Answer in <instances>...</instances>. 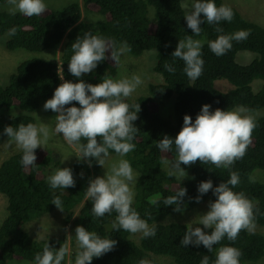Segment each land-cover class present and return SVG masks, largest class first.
Here are the masks:
<instances>
[{
	"label": "trees",
	"instance_id": "16d2710c",
	"mask_svg": "<svg viewBox=\"0 0 264 264\" xmlns=\"http://www.w3.org/2000/svg\"><path fill=\"white\" fill-rule=\"evenodd\" d=\"M214 2L217 7L225 5L221 0ZM6 3L7 0H0V37H6L5 48L9 51L46 53L61 46L63 80L59 77L56 59L34 58L21 62L10 75L8 84L0 85V141L10 139L4 134L6 127L18 128L21 123L25 126L35 124L34 114L42 103L54 96L56 88L63 82L78 83L83 79L85 83L96 85L105 77L116 79L119 63L111 59V52L106 54L108 59L81 78L69 72L70 59L74 54L72 44L88 32L114 40L117 46L126 41L131 47V51L126 53L136 58L152 53L156 61L153 71L163 78V83L149 84L147 95L125 100L130 105L141 106L138 119L134 121V126L139 129L132 141L136 147L126 155L137 172L132 207L142 219L148 221L149 226L156 227L155 237L146 238L141 234L137 242L134 239L137 233L113 228L118 215L115 211L102 218L92 213L93 203L86 197V190L93 177L100 172L94 158L91 159V166L89 158L85 157L69 167L73 171L75 187L52 189L48 181L52 175L49 168H61L60 163H53L52 152L43 147L36 149L35 165L25 168L21 164V150L0 165V193L8 202V216L0 226V264L13 260L35 263V256L38 253L42 255L45 245L59 250L64 243L68 244L65 235L53 238L47 234L38 239L32 230L27 229L33 215L39 217L57 209L52 204L55 197L60 198L63 212L67 214L65 223L71 225L74 247L71 244L70 254L62 264H66L67 259L75 264L79 251L75 239L78 226L97 233L101 238L117 241L113 251L93 258L92 264H139L142 259L158 264L157 258L163 256L170 264H200L205 255L209 256V264H214L216 251L222 246L239 249L242 253L240 264L264 262V233L242 230L235 241L225 237L209 252L203 245L182 247L181 240L187 225L174 220L176 215H188L198 211L205 203L209 205L215 202L217 197L213 191L204 194L200 203L196 202V197L200 196L198 186L201 182L211 180L215 188L227 182L230 173L235 171L239 174L240 183L233 191L243 192L257 204L259 212L255 215V225L264 227V183L254 177L256 171L264 172V115L256 117L258 126L246 155L235 161L230 169L197 161L191 166L181 164L187 177L178 178L169 175V169L161 163L163 159L174 161L177 158L175 146L170 152H162L157 147V142L165 135L175 139L183 127L184 116H191L194 122L206 104L211 105L210 111L213 112L218 108L232 111L243 106L256 113L264 108V27L245 19L231 7L234 12L231 22L208 24L205 21L197 36L187 26L182 0H82L61 10H47L33 17L5 11L3 5ZM91 13L100 17L90 18L88 15ZM201 19H204L203 15ZM218 27L223 31L217 32ZM12 28L17 29L15 35L9 34ZM240 30L248 31L250 35L243 41H232V48L225 55L217 56L208 47V43L219 35H231ZM189 35L203 43V74L195 81L190 80L184 72V62L172 57L179 40ZM240 52L253 53L252 61L247 65L239 64L237 55ZM111 60L114 65L110 64ZM165 64L173 67L175 72H168ZM256 80H262L263 84L253 89L252 84ZM218 81L227 82L231 88L218 90L215 87ZM165 104L172 105L171 118L162 112ZM72 106L80 107L78 102L66 105ZM80 143L86 144L87 141L82 139ZM111 154L116 153L110 150ZM181 188L187 189V194L183 198L181 212H177L176 205L166 206L163 201L176 195ZM153 200L156 203H152ZM197 227L206 234L213 231H207L203 225Z\"/></svg>",
	"mask_w": 264,
	"mask_h": 264
},
{
	"label": "clouds",
	"instance_id": "9594fccd",
	"mask_svg": "<svg viewBox=\"0 0 264 264\" xmlns=\"http://www.w3.org/2000/svg\"><path fill=\"white\" fill-rule=\"evenodd\" d=\"M7 3L11 14L19 12L27 17L40 16L48 8L45 0H7ZM182 7L188 8V4L185 3ZM202 15L204 19H201ZM233 17L234 12L227 4L217 7L214 0H193L191 10L184 18L188 28L199 36L202 30L201 24L205 21L208 24H219L221 21L231 22ZM16 31V28H12L9 30V34L15 35ZM216 31L222 32L223 29L218 27ZM249 35L250 33L245 30L237 31L231 35H219L217 39L208 43V47L215 55L223 56L232 48V41H243ZM202 47V41L194 40L189 35L185 39L179 40L176 50L172 53L173 58L184 62V72L193 81L203 74ZM71 48L74 54L70 59L69 72L76 78L91 73L99 63L108 59L106 54L109 52H111V59L118 64L121 55L131 51V47L126 41L117 46L114 40L93 35L91 32L86 33L82 39L78 38ZM58 65L59 77L63 80L60 59ZM164 67L170 73L175 72V69L168 64H165ZM117 77L115 80L105 77L101 83L96 85L85 83L83 79H80L78 83L65 81L56 88L54 96L42 105L44 104L45 111L51 110L59 114L55 118V132L63 134V139L67 144L78 147L80 153L78 160L89 158V166H91V159L94 158L99 164L100 172L96 177H93L86 190V197L93 203L92 213L96 217L102 218L115 211L118 215L113 223L114 229H123L132 234L142 233L146 238L155 237L156 227L149 226L148 221L142 219L139 212L132 207L135 201L137 172L133 170L126 157L136 147L132 141L139 129L134 126V121L138 119L141 106L140 104L130 105L125 100L126 98L135 100L129 97L143 81L135 75L131 79L117 80ZM72 102H78L80 107H66ZM210 109L211 105H204L194 122L191 116L185 115L183 127L175 139L165 135L162 140L157 142V147L162 152H170L173 145L175 146L177 158L174 161L167 159L161 161L163 165L171 168L169 175L184 179L187 177V172L181 167V164L191 166L197 161L202 164L211 163L216 168L230 169L235 161L246 155L247 149L252 143L253 132L258 126L256 117L259 113H254L253 110L243 106L232 111L218 108L213 112ZM36 124L35 119V124L29 123L25 126L21 123L18 128L11 126L5 128L4 134L10 137L7 140L14 141L20 150L3 159L0 165L21 150L23 152L21 164L25 168L35 165L37 159L35 150L44 148L49 139L48 127L44 124L40 126ZM82 139L87 143H80ZM110 150L116 153L111 155L125 157L120 159L118 164H113L105 177H101L102 167L105 165ZM51 174L48 181L52 189L75 187L73 171L69 167L59 168ZM134 183L132 189L131 185ZM239 183V174L232 171L230 179L218 187L213 188L211 180L199 184L200 196L196 197L197 203H200L202 196L209 191H213L217 199L215 202L209 203V211L206 214L198 215L189 224L179 219L186 215L174 217L176 222L187 225V231L181 240L182 247L203 245L209 252H212L214 245L219 244L225 237L229 241H235L242 230L254 231L256 227L255 215L259 212V208L243 192L233 191ZM186 194L187 189L181 188L176 195L165 198L163 203L166 206L176 205L175 211L181 212V205ZM151 202L156 203L155 200ZM52 204L57 209L44 215H50L55 211L61 212L65 216L64 227H66L67 214L63 212L62 201L59 197H55ZM7 207L8 202L5 207L6 217L8 216ZM44 215L39 217L33 215L32 221L42 218ZM32 221L27 225V229ZM193 225H203L207 231L209 229H213V231L211 234H206L202 228L193 227ZM75 233L79 247L75 264H92L93 258L102 257L113 251L117 245L116 240L101 238L97 233L82 226H78ZM71 236H66L68 244L64 243L59 250L51 248L49 244L45 245L42 255L38 253L35 256V263H31L62 264L65 257L70 254ZM72 248L74 249L73 244ZM241 255V251L235 247L222 246L216 251L214 264H240ZM68 263L71 264L69 259L66 261V264ZM139 264H151V262L142 259ZM200 264H209V256H203Z\"/></svg>",
	"mask_w": 264,
	"mask_h": 264
},
{
	"label": "rangeland",
	"instance_id": "374dc122",
	"mask_svg": "<svg viewBox=\"0 0 264 264\" xmlns=\"http://www.w3.org/2000/svg\"><path fill=\"white\" fill-rule=\"evenodd\" d=\"M82 2V0H45L48 8L47 10H61L68 6L73 2ZM228 6L235 8L245 19L255 22L258 25L264 27V0H222ZM187 3L188 8H184L185 14H187L191 10L192 0H183L182 5ZM5 11L9 12L8 3L3 6ZM90 18H99V14L91 13L88 15ZM6 37H0V85L6 86L10 79V75L13 74L19 64L23 61L34 59V58H44L48 60L57 61L61 56V47L57 48L54 51L46 52V53H36L29 52L26 50H17V51H9L5 48L4 41ZM59 53V54H58ZM58 54V55H57ZM254 57L253 53L250 52H240L237 55V62L239 64L247 65L249 64ZM111 65H114L113 60L110 62ZM156 61L152 53H146L139 58H133L126 53L122 54L119 62V75L117 80L128 78L131 79L134 75L139 76L143 83L138 86L135 92L129 98L137 99L140 96H145L148 94L147 86L149 84H160L163 83V79L159 74H156L153 71L155 67ZM263 84L262 80H256L253 82V89L255 87H261ZM218 90L227 91L231 88V86L225 81H218L216 84ZM260 89V88H259ZM162 107V106H161ZM169 108V109H168ZM162 112L164 115H168L169 118L172 117V105L165 104L162 107ZM260 115H264V108L258 111ZM59 115L51 110L45 111L44 104L36 113V121L37 126L44 124L49 129V139L47 144L44 146L45 149L52 152L53 155V163H60L61 169L68 168L72 166L80 155L79 149L77 146L69 145L63 139V134H57L55 132L56 116ZM10 140H5L0 142V163L3 159L8 157L9 155L15 153L20 150L15 144L14 141L9 142ZM125 157V156H124ZM124 157H120L118 155H109L105 161L104 167H102L101 177H105L106 173L110 171L111 166L113 164H118L120 159H124ZM169 171L171 168L167 166ZM51 173H55L57 170L54 167L49 168ZM135 172V171H134ZM136 173V172H135ZM254 177L260 182L264 183V172L256 171ZM137 180V178H136ZM136 182V181H135ZM132 184L131 187L133 189ZM7 200L4 195L0 194V226L4 219L6 218L7 211L5 209ZM201 208V209H200ZM198 211H192L189 215L179 217V219L191 223L196 219L198 215L206 214L209 211V205L204 204L201 206ZM175 217V216H174ZM64 214L61 212L55 211L50 215H44L42 218H36L32 221V223L28 226V230H32L34 236L38 239L45 237L47 234H50L51 237L59 238L63 235L71 236L72 229L71 225L67 224L64 227ZM198 225H193V227H197ZM200 226V225H199ZM207 229V228H205ZM251 232H260L264 233V227H255L254 231ZM142 233H137L135 236V240L138 242V237ZM158 264H170V261L165 257L157 258ZM9 264H33L31 262H20V261H11ZM70 264V263H68ZM257 264H264V262H260Z\"/></svg>",
	"mask_w": 264,
	"mask_h": 264
},
{
	"label": "bare ground",
	"instance_id": "6f19581e",
	"mask_svg": "<svg viewBox=\"0 0 264 264\" xmlns=\"http://www.w3.org/2000/svg\"><path fill=\"white\" fill-rule=\"evenodd\" d=\"M259 138V137H258ZM260 140V139H259Z\"/></svg>",
	"mask_w": 264,
	"mask_h": 264
}]
</instances>
